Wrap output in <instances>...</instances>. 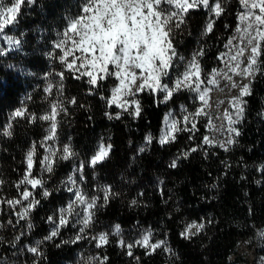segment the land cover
<instances>
[{"label": "trees", "instance_id": "obj_1", "mask_svg": "<svg viewBox=\"0 0 264 264\" xmlns=\"http://www.w3.org/2000/svg\"><path fill=\"white\" fill-rule=\"evenodd\" d=\"M81 2L35 0L30 7L22 6L18 28L9 25L5 29L20 39L22 46L0 56V133L6 125H12L11 136L0 134V261L88 264L91 260V264H98L93 258L106 256V264H251L249 254L255 252L258 262L264 264V239L257 235L264 231V74L257 73L248 82L251 95L243 97L244 119L234 125L240 135L235 137L236 143L227 145L228 151L219 146L227 140L224 135L215 134V121L206 107L203 113L207 115H189L202 103L197 93L187 89L182 88L167 102H160L163 93L151 94L145 88L136 96L142 109L139 116L129 115L134 112V104H129L127 110L108 105L111 89L118 84L114 77L98 81L103 86L94 87L87 83V76L76 78L85 69L64 71L62 93L56 87L51 93L45 92L44 77L63 70L59 61L51 60L47 53L59 52L53 48L57 32L64 30L67 17L77 14ZM216 2L209 0L207 9L202 4L189 9L186 23L174 33V46L186 59H191L199 49L204 50L199 58L202 80L213 68L224 70L230 48L225 45L230 38L234 41L240 24L237 14L243 11L239 0H221L224 11L217 17L210 11ZM209 20L214 22L213 28L205 35ZM0 46L8 47L3 41ZM71 59L72 56L67 57L68 61ZM260 59L264 61V55ZM79 63L77 60L74 67ZM49 80L55 82L60 77L53 75ZM132 100L129 97L127 102ZM53 101L61 102L65 111L55 117V139H48L51 121L40 117L50 112ZM19 108L25 109L24 116L10 120ZM235 110L231 104L229 113L234 114ZM170 111L177 129L184 130L172 132L174 139L162 145L164 121ZM185 116L189 117L187 121ZM225 128L229 134L226 119ZM149 136L151 143L147 142ZM205 136L210 144L204 142ZM66 144L75 155L61 160ZM108 145L111 148L107 157L93 166L92 157L100 146ZM33 147L29 178L44 182L42 188L34 189L19 184L27 170V154ZM141 148L145 150L141 152ZM193 148L196 151H191ZM50 151L55 152L49 161L53 166L51 173L42 171L41 164ZM173 161L175 167L170 166ZM70 178L75 184L69 182ZM105 187L109 189L107 203L103 199ZM26 188L39 204L20 219L18 213L28 205L21 195ZM44 189L50 193L47 198L41 194ZM77 189L88 198H97L96 208L89 210L94 212L92 227L85 230L84 239L64 244L62 241L72 240L81 227L72 226L77 217L65 214L69 223L60 228L57 237L46 241L44 238L59 223L60 210L75 199L73 193ZM15 199L21 203L9 206L7 201ZM76 211H80L79 205ZM49 217L54 223L49 222ZM193 221L203 223L204 228L190 239L183 238L185 225ZM117 224L121 229L119 237L111 235ZM149 229L152 243L166 240L176 255L170 256L162 249L146 255L144 248L135 246L130 257L127 249L119 246L120 239L134 244ZM102 232L109 234V243L97 248V241L91 237ZM191 232L196 233L197 229L193 227ZM37 241H44L40 248L43 256L39 258L28 252ZM58 244L60 247H56Z\"/></svg>", "mask_w": 264, "mask_h": 264}, {"label": "snow or ice", "instance_id": "obj_2", "mask_svg": "<svg viewBox=\"0 0 264 264\" xmlns=\"http://www.w3.org/2000/svg\"><path fill=\"white\" fill-rule=\"evenodd\" d=\"M35 4V0H0V41L7 44V49L0 46V56H4L6 52L19 49L22 46V41L13 35H9L5 29L11 25L12 29L18 28L19 19L22 15V6H32ZM203 5L206 9L209 8V0H82L80 9L75 16H69L66 18V25L62 32H57V40L53 44L54 49H58L59 52H49L47 55L53 61L58 60L63 66V70L59 72H49L45 76L46 87L45 92L51 93L53 87H56L58 93H62L64 71L69 72L79 71L80 76L76 77L80 79L83 76H87V83L94 87H102L98 81H104L112 77L119 81L118 84H114L111 89L112 99L107 101L111 106L113 103L118 108L127 110L129 104H134V112H129V115L139 116L142 109L139 100L136 99L137 93L147 88L151 94L157 92L163 93L164 98L160 102H167L174 92L180 91L182 88L187 89L189 92L197 93L198 99L202 102L200 108H197L194 113H190L193 118L200 116L203 113V108L207 106V95L210 91L208 85H218L219 81L216 77L223 75L228 80L232 87H238L233 81V76L239 75L242 79L255 78L257 73L264 74V61H261V55H264V0H239V4L243 11L238 12V20L240 25L236 29V32L240 34L242 42L246 41L245 47H238L237 55L230 56V61L235 63H226L227 71L223 69L213 68L207 77L202 80V69L199 64V58L204 55V50L201 48L192 54L191 59H186L180 55L177 48L174 46V33L181 28L182 24H185V16L188 14L189 9ZM215 12L218 17L224 11L221 0H217L215 5L210 9ZM213 21L209 20L206 25L205 35L212 31ZM232 44V39H229L228 47ZM250 49V55L246 60L242 59L243 53ZM79 53V56L75 53ZM223 55V54H222ZM72 56L71 61L67 60V57ZM220 59V57H218ZM80 61L78 67H74ZM111 66V67H110ZM9 67H12L11 65ZM183 71H179L180 68ZM136 70H139V74ZM229 72L232 75H229ZM59 76L60 80L53 82L49 80L50 76ZM175 75V79H173ZM193 77L195 80H193ZM137 80H140V84L136 91H132L131 85ZM170 82V83H169ZM204 85L202 88L201 85ZM133 97L130 102H120V97L129 96ZM251 95V84H244L240 88L239 96L233 97L231 104L235 107V112L225 113V119L228 121V132L230 138L226 144L221 143L219 146L223 147L225 151H228L227 145L236 143L235 137L240 135V131L234 127V125L240 124L244 119V107L246 104L243 97ZM104 99V97H101ZM74 103L75 101H71ZM60 111H65L61 108V102L53 101L51 103V110L48 114L40 117L44 121H51V127L49 129L48 139H55V132L57 129L58 121L55 117L59 115ZM186 111V109H185ZM25 109L19 108L15 110L10 120H15L17 117L24 116ZM207 115V113H203ZM171 113L165 117V125L167 131L161 136L160 143L163 145L169 142L171 137L170 133L184 129H177V121L172 119L169 121ZM234 116V118H233ZM35 120V116L29 117ZM112 118L111 116L109 117ZM116 118H119L117 114ZM188 116L184 117V120H188ZM209 123L211 118L209 117ZM11 123L6 125L2 135L11 136ZM196 128V124H192V129ZM234 134V135H232ZM151 136L147 137V142L151 143ZM205 143H211L207 136L204 137ZM111 145L107 148L101 146L100 150L92 157L91 164L95 166L97 162L104 160ZM145 149L141 148L143 152ZM191 151H196L193 148ZM35 153V147L31 149L27 154V170L23 179L19 184L31 185L34 189L37 186L43 187V181L38 178H29L31 170L33 169V157ZM75 153L72 152L69 145H64L61 160H67ZM185 157L188 153L184 154ZM55 156L54 151H50L49 155L45 156L41 161L44 166L42 171L51 173L53 171L52 163L49 161ZM171 167L176 166V162L173 161ZM69 182L75 184V181L71 178ZM2 183V181H0ZM19 187V185H17ZM104 202L107 203L109 197V189L105 187ZM42 196L47 198L49 191L44 189ZM23 200L28 201L27 207L22 208L18 213L20 219H24L28 216L30 209L39 204V201L34 198V195L27 188L22 192ZM75 199L70 201L67 208L60 210L59 223L51 230L50 234L45 237L46 241L53 240L60 233V228L66 226L69 221L67 216L77 217L73 223V227L76 224H80L79 233L72 239L62 241L64 244L76 243L84 239L87 235L86 229L92 227L94 223V212L89 211L95 209L97 206V198L95 196L88 198L86 194L77 189L73 193ZM32 197V199H29ZM8 205L15 207L21 203V200H8ZM133 204L136 202L133 201ZM77 205L80 206V211H76ZM103 206V205H101ZM49 222H53L52 217H49ZM32 224L28 223V228L31 229ZM195 227L196 233H192L191 229ZM204 228V224H197L195 221L185 225V228L181 232V236L185 239H190L193 235L199 234ZM113 236L119 237L121 235L120 226L117 224L114 227V231L111 233ZM257 235L264 239V231H260ZM152 232L146 230V234L142 235L135 243H125L123 239L119 240V246L127 249V255L133 256V248L140 246L146 250V255L153 254L157 249L175 256L176 253L171 249L167 241L158 240L155 243L151 242ZM92 240H96V247L100 248L102 245L109 243L108 233H99L91 237ZM19 240V237H16ZM44 241H37L36 246L29 247L28 252L39 257L43 256V252L40 250ZM60 247V245H56ZM98 261V264H106L107 257L93 258ZM137 262L139 258H135ZM264 261V257L261 258ZM0 264L4 262L0 261ZM91 264V260L88 262Z\"/></svg>", "mask_w": 264, "mask_h": 264}, {"label": "rangeland", "instance_id": "obj_3", "mask_svg": "<svg viewBox=\"0 0 264 264\" xmlns=\"http://www.w3.org/2000/svg\"><path fill=\"white\" fill-rule=\"evenodd\" d=\"M239 26H242V25L239 24ZM245 45H246V41L242 42L240 38V34L236 33V36L234 37V41L230 45L229 51L224 59V71H227L226 63H233V64L235 63L234 61H230L229 57L236 56L238 47H245ZM249 55H250V49L246 50L243 53V57L241 58L246 60ZM137 73L139 74V72ZM229 75H232V74L229 72ZM216 79L219 81V84L212 85L211 87H209L210 91L206 97L208 100V104L205 107L207 108V112L212 116L213 120L215 121V134L217 136L224 135V139L228 140L229 134L226 133V128H225V113H229L232 98L235 97L240 92V88L244 84H248L251 78L242 79L239 75L233 76V81L235 82L236 85H238V87H235V88L232 87V84L228 80H226L223 75L216 77ZM193 80H195L194 77H193ZM139 84H140V80H137L134 84H132L131 85L132 91L135 92ZM129 97H132V96L129 95V96L120 97V102L121 103L126 102ZM112 105L116 106L115 103H113ZM193 106L194 105H192V107ZM169 113H171V116L169 117V121H171L172 119H174V117L171 111L168 112L167 114ZM165 131H167V129H166L165 121H164V132ZM243 252L246 253L247 251L244 249ZM249 257L252 262L251 264H261L258 262L257 253L251 252L249 254Z\"/></svg>", "mask_w": 264, "mask_h": 264}]
</instances>
